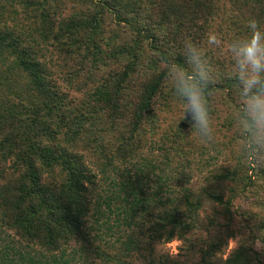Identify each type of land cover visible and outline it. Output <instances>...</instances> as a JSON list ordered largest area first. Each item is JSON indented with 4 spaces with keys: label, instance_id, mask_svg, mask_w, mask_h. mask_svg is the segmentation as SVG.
Returning a JSON list of instances; mask_svg holds the SVG:
<instances>
[{
    "label": "trees",
    "instance_id": "1",
    "mask_svg": "<svg viewBox=\"0 0 264 264\" xmlns=\"http://www.w3.org/2000/svg\"><path fill=\"white\" fill-rule=\"evenodd\" d=\"M82 1L81 15L64 16L55 10L54 0H35V9L25 12L30 11L21 30L10 29L5 23L0 26V86L7 91L0 94V264H72L77 250L71 244L88 238L94 224L100 226L98 217L105 215L101 205L115 212L110 203H116V221L123 215L129 228L139 227L152 241L184 240L195 230H206V236L191 242V250L197 253V264H214V253L233 235L231 205L255 184L249 171L251 156H237L228 168L214 175L220 183H230L231 192L227 200L221 193L207 192L225 208L226 230L216 232L209 231L214 230L211 221L202 224L200 194L184 188L177 196L179 204H174L175 200L161 193L172 192L171 178L176 177L159 175L152 180L134 160L144 147L139 135L153 117L166 80L165 57L178 51L185 39L202 42L212 31L223 36L242 34L248 17L264 23V0ZM51 39V46L63 58L76 55L93 68L109 66L91 99L113 122H124L126 134L114 149L117 162L103 152L102 178L75 147L81 138L83 114L70 117L67 98L60 95L63 88L50 79L53 75L45 54L40 53L42 46L36 47L41 40L45 44ZM2 45L18 50L12 64L4 62L7 56ZM90 54L91 59L101 61L100 65L88 58ZM212 58L221 71H227L226 59L221 60L215 51ZM19 72L26 84L17 89L12 75L19 77ZM217 91L225 92V99L234 105V81L223 79L210 91L208 100ZM33 92L46 97L49 114L32 100ZM53 95L56 101L48 106ZM59 111L64 113L59 115ZM125 164L137 168L133 173L125 168L126 178L114 177ZM259 164V173L264 176V164ZM149 179L153 184L147 192L142 186ZM106 221H102L105 228ZM128 238L126 247L135 245L134 235ZM256 241L239 243L225 263L264 264V238L258 248ZM92 251L100 263H117L107 246L94 245ZM118 259L121 264H181L180 260L170 263L161 258L147 263L128 255L125 260Z\"/></svg>",
    "mask_w": 264,
    "mask_h": 264
},
{
    "label": "rangeland",
    "instance_id": "2",
    "mask_svg": "<svg viewBox=\"0 0 264 264\" xmlns=\"http://www.w3.org/2000/svg\"><path fill=\"white\" fill-rule=\"evenodd\" d=\"M34 2L35 0H0V26L5 23L10 29L21 30L20 26L26 23L25 17L30 11L26 14L25 12L30 8L35 9ZM54 2L55 10L61 15L71 16L79 12L81 15L82 11L79 10L83 9L82 0H54ZM29 19L33 21L34 16ZM31 33L33 37L37 36L35 31H31ZM41 41L42 43L39 42L36 47L42 46L40 53L45 54L48 71L53 75L50 79L63 88L60 95L67 98L71 110L70 117L73 118L79 113L83 114V124L79 127L81 140L78 138L75 144L76 150L81 152L84 161L98 174L99 178H102L100 162L103 160V152L105 157L113 156L112 159L117 162L118 156L114 154V149L117 142H120V138L126 134V124L122 121L113 122L99 104L91 99L94 87L108 72L109 66L104 67L100 65V60L91 59L93 53L88 58L93 63L99 64L98 68H93L89 61L81 63L80 57L76 55L72 59L63 58L59 51L51 46L52 39L45 44H43V40ZM3 49L7 56L4 62L12 64L11 62H14L19 54L18 50L7 45L3 46ZM108 49L107 47L105 52ZM216 56L221 60L226 59L228 67L227 57L217 52ZM110 68H112L111 65ZM19 73V77L15 74L12 75L13 85L18 84L16 85L17 89L26 84L24 75ZM4 93L7 91L0 86V94L4 95ZM35 97L37 98L35 99ZM54 97L55 95L48 106H52L56 101V97ZM33 99L42 112L49 114L45 105L46 97L33 92ZM157 99L153 117L145 124L143 132L139 135L140 142L144 147L135 158L134 164L140 167L141 172L146 173L152 180H156V176L159 175L175 176L176 179L171 178L170 182L172 192L169 195L166 191L161 193L164 198L169 196V199L175 200L174 204H179L177 196L182 195L184 188L193 190L195 194H200L203 201L202 224L208 225V222L211 221L214 224V230L209 228V231L216 232V229L225 231L227 222V218L224 217L225 208L222 204L212 201L207 196V192L221 193L226 200L231 195L228 189L230 183H220L214 175L216 172H222L228 168L238 156L234 151L238 138L234 134L230 120L233 105L225 99V92L213 93L209 105L216 133L215 140L212 143H202L196 137L195 131H191L189 123L182 120L178 122V128L176 127L175 117L178 113V102L169 88L167 79ZM27 102L29 101L27 100ZM57 113L60 115L64 112ZM53 117L55 118L54 115ZM249 159L251 161L249 171L253 174L252 178L255 184L249 186V189L231 205L234 217V223L231 225L233 235L226 237L223 247L214 253L212 257L214 264H226L225 260L232 255L239 243L243 242L248 245L257 240L255 244L258 248L261 246L260 241L264 238V176L259 173L261 166L259 163L264 164V157H249ZM131 165H121L118 174L114 177L126 178L125 171L130 170L133 173L137 168ZM121 172H123V176L119 175ZM137 176L140 177V175ZM137 176L134 174V177ZM150 179L144 180L145 183L142 186L144 191H151L153 182ZM146 182L151 185L147 186ZM103 183L101 181V184ZM101 206L105 215L98 217L100 226L94 224L95 229L89 230L88 238L71 244L75 248L74 251L77 250L72 264H121L118 256L125 260L127 255L128 257L133 256V258L137 256L142 261L148 260L147 263L151 259L161 258L170 263H173V260H180L181 264H197L198 256L191 250V242L206 236V230H195L189 233L184 240L175 238L169 242L152 241L143 230H139V227L131 226L129 228L122 220L123 215H119V219L115 220L117 217L116 203H110L112 211L115 212H109L105 204ZM104 220H107V228L102 224ZM118 225L120 227H117ZM129 234L131 237L134 235L135 245L126 247L129 244L127 241L130 240ZM94 245L107 246L109 251L115 255L117 263H100L101 260L94 258L92 253ZM134 264H138V262L134 261Z\"/></svg>",
    "mask_w": 264,
    "mask_h": 264
},
{
    "label": "clouds",
    "instance_id": "3",
    "mask_svg": "<svg viewBox=\"0 0 264 264\" xmlns=\"http://www.w3.org/2000/svg\"><path fill=\"white\" fill-rule=\"evenodd\" d=\"M213 51L228 60L221 71ZM164 74L178 102L175 125L185 121L202 143L215 140L209 105L210 91L223 79L236 84V99L230 120L240 157H264V23L248 17L242 34L223 36L212 31L202 42L185 39L178 51L165 57ZM178 128V127H177Z\"/></svg>",
    "mask_w": 264,
    "mask_h": 264
}]
</instances>
